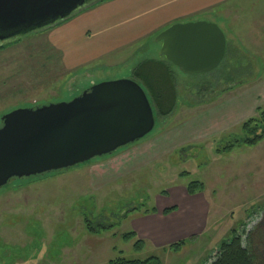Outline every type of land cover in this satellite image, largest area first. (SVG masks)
Returning a JSON list of instances; mask_svg holds the SVG:
<instances>
[{
	"label": "rangeland",
	"instance_id": "374dc122",
	"mask_svg": "<svg viewBox=\"0 0 264 264\" xmlns=\"http://www.w3.org/2000/svg\"><path fill=\"white\" fill-rule=\"evenodd\" d=\"M199 15L224 31V57L198 76L171 66L176 107L169 117H156L151 133L110 155L0 188V264H108L119 257L211 264L233 229L264 264V138L216 153L244 138L243 125L264 110V0H228ZM50 30L0 45V126L14 110L69 102L95 84L131 79L141 62L160 59L135 53L119 65L143 39L105 58L73 56L79 60L69 64L49 43ZM158 36L137 52L160 44ZM192 181L204 191L189 196ZM190 202L202 208L205 229L177 252L167 247L178 241L156 247L135 233L136 221L167 217ZM153 208L156 214H146ZM130 232L144 241L140 250L136 239L122 238Z\"/></svg>",
	"mask_w": 264,
	"mask_h": 264
},
{
	"label": "water",
	"instance_id": "95a60500",
	"mask_svg": "<svg viewBox=\"0 0 264 264\" xmlns=\"http://www.w3.org/2000/svg\"><path fill=\"white\" fill-rule=\"evenodd\" d=\"M89 1L0 0V42L53 26ZM156 42L159 56L190 76L215 70L226 50L223 31L208 21L174 24ZM154 126L148 97L131 79L95 84L69 102L14 110L0 126V188L110 155Z\"/></svg>",
	"mask_w": 264,
	"mask_h": 264
},
{
	"label": "crops",
	"instance_id": "0c3cea01",
	"mask_svg": "<svg viewBox=\"0 0 264 264\" xmlns=\"http://www.w3.org/2000/svg\"><path fill=\"white\" fill-rule=\"evenodd\" d=\"M225 1L228 0H103L52 26L48 35L49 43L59 51L62 50L69 64L79 60L73 56L82 58L83 53L91 61L92 58H105L121 52L127 46H133L140 40L148 41L176 23L196 21L216 23L201 18L199 14L208 12ZM144 42L140 45H144ZM156 44L151 48L150 45L143 46L144 48L137 52V48L141 47L139 45L140 47L133 49L131 55L125 59H122L121 55L119 65L122 62L126 63L135 53L147 57L150 53L158 54L160 44ZM155 60H159L158 55ZM190 205L183 209L179 208L176 213L167 217L146 216L136 221L135 233L156 247L177 241L186 242V239L193 241L202 234L206 224L205 219L201 220L202 208L200 210L199 205L193 206L191 202Z\"/></svg>",
	"mask_w": 264,
	"mask_h": 264
},
{
	"label": "trees",
	"instance_id": "16d2710c",
	"mask_svg": "<svg viewBox=\"0 0 264 264\" xmlns=\"http://www.w3.org/2000/svg\"><path fill=\"white\" fill-rule=\"evenodd\" d=\"M103 0H100V2ZM99 2V1H98ZM94 4V3H91ZM88 4V5H91ZM172 65L164 60H146L137 65L132 71L131 80L138 83L146 93L148 100L156 117H169L176 107V84ZM255 123V126L252 125ZM259 125V126H258ZM245 137L236 141L233 146L222 150L216 149L217 154H223L230 151L234 146L243 144L245 146H255L264 138V110H261L258 118L249 120L243 125ZM260 132L258 133V131ZM183 173L180 176H188ZM38 177V176H37ZM204 185L198 181H192L186 186V192L189 196L202 193ZM177 210V207L164 209L162 215L167 216ZM156 214V209H152L146 214ZM87 223V228L94 233L95 230ZM233 229L230 238L219 244L217 253L211 264H260L258 259L252 253L249 245H244L240 236ZM136 234L130 232L124 234L122 238L125 241L136 239ZM181 241L167 247L169 251L177 252L184 245ZM144 246L143 240L136 239L134 249L140 250ZM108 264H161L157 257H149L145 260H128L124 257L110 260Z\"/></svg>",
	"mask_w": 264,
	"mask_h": 264
},
{
	"label": "flooded vegetation",
	"instance_id": "af4514ba",
	"mask_svg": "<svg viewBox=\"0 0 264 264\" xmlns=\"http://www.w3.org/2000/svg\"><path fill=\"white\" fill-rule=\"evenodd\" d=\"M15 38H17V37H15ZM13 39H14V38H13ZM13 39H10V40H13ZM10 40L0 42V45L4 44L5 42H8V41H10Z\"/></svg>",
	"mask_w": 264,
	"mask_h": 264
}]
</instances>
